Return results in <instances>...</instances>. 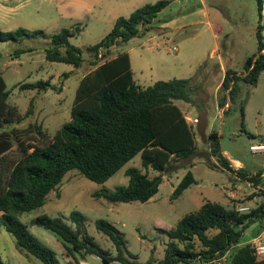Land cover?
<instances>
[{
  "label": "rangeland",
  "instance_id": "1",
  "mask_svg": "<svg viewBox=\"0 0 264 264\" xmlns=\"http://www.w3.org/2000/svg\"><path fill=\"white\" fill-rule=\"evenodd\" d=\"M158 1H169L170 4L152 26L156 30L173 21L170 29L167 32L163 29L149 31L121 47H113L107 59L115 58L121 52L129 53L135 82L142 87L153 86L157 80L170 81L180 69L204 59L206 63L193 78L194 102H176L194 128L197 152L188 160L173 161L162 174L159 193L146 203L111 204L95 196L103 189L114 192L126 186L129 181L126 170L132 167L151 179L159 176L161 173L154 169L143 167L141 155L105 184L91 181L78 170L69 172L48 196L44 207L21 217L31 234L55 253L59 264L106 263L87 253V249L71 256L54 233L33 225L40 216L59 217L75 230L70 216L73 212L81 213L84 216L83 232L115 259L118 257L115 244L96 227L97 221L105 220L122 233L127 260L136 264H159L166 255L169 242L165 231L175 228L182 218L198 211L206 201L219 203L227 209L254 210L264 205V192L258 188L264 183V177L258 182L251 181L252 175L264 174V151L252 150L254 146L264 145V73L256 86L239 81L234 103L228 98V107L224 111L219 105L227 96L221 84L225 72L222 74L219 66L224 65L225 71L232 70L241 75L245 73L247 59L258 53L257 0H0L1 31L23 28L46 33L44 38L0 42V72L10 93L8 102L23 117L22 121L0 131L12 142V148L0 159V189L6 187L11 170L29 146H49L63 125L71 121L79 84L95 69L92 66L95 58L88 48L110 34L118 18H128L136 9ZM77 28H81V32L70 42L82 50L83 65L75 68L48 61L46 49L51 45V37L63 29L74 31ZM158 33L173 34L174 39L164 43L162 39L151 40ZM216 47V56L210 60ZM18 49L32 52L16 57ZM105 60L101 59L99 63ZM38 82H49L50 87L42 91L24 87ZM212 132L221 136V148L229 159L230 169H223L219 159L211 156L209 138ZM188 172L193 173L197 184L173 199L175 189ZM263 229L264 220L252 224L244 232L242 242H251ZM214 233L210 232L211 235ZM0 264L43 263L21 251L15 237L1 228Z\"/></svg>",
  "mask_w": 264,
  "mask_h": 264
},
{
  "label": "trees",
  "instance_id": "2",
  "mask_svg": "<svg viewBox=\"0 0 264 264\" xmlns=\"http://www.w3.org/2000/svg\"><path fill=\"white\" fill-rule=\"evenodd\" d=\"M257 3L258 53L247 59L244 74L237 75L232 70L225 72L222 89L227 91V96L219 102L221 108L227 105L228 98L234 103L239 81L256 86L264 73V0H257ZM169 4V1L146 4L128 18H118L111 33L88 48L95 58L92 62L95 69L85 75L79 84L71 121L63 125L49 146H29L11 170L6 187L0 189V229L4 228L15 237L21 251L43 264L59 262L55 253L31 234L21 217L44 207L48 196L61 185L69 172L78 170L91 181L105 184L141 155L143 167L154 169L161 173L159 176L151 179L140 169L132 167L126 170L129 178L126 186L114 192L103 189L95 196L111 204L146 203L159 193L162 174L171 163L178 159L188 160L197 152L194 128L176 104L178 101L194 102L196 88L193 79L158 81L153 86L142 87L134 80L128 53L121 52L115 58L107 59L113 47H121L151 31L154 20ZM80 32L81 28L74 31L63 29L53 35L51 45L46 49V59L80 68L84 63L82 50L70 42ZM38 37L44 38L46 33L23 28L11 32L0 30V42H20ZM27 52L32 50L18 49L15 55L19 57ZM101 59L106 60L100 64ZM24 87L42 91L47 90L50 83L38 82ZM9 97L7 84L0 72V131L23 119L18 109L9 104ZM30 106L33 107V103ZM209 139L211 156L219 159L223 169H230L221 148V136L212 132ZM11 148L8 135L0 133V159ZM258 176L251 181L258 182ZM195 184L197 181L193 173L188 172L172 198H179ZM70 218L76 225L75 230L63 219L48 215L35 219L33 225L54 233L71 256L87 249V253L98 256L106 264L115 261L136 264L124 256L123 235L109 222L99 220L96 227L115 244L118 250L116 260L83 232L84 216L81 213L73 212ZM263 220L264 205L243 214L237 209H227L219 203L206 201L198 211L182 218L175 228L165 231L169 242L166 255L159 264L207 262L233 247L228 264H264V258L258 257L251 245L240 246L246 229ZM210 232L215 233L211 235Z\"/></svg>",
  "mask_w": 264,
  "mask_h": 264
},
{
  "label": "crops",
  "instance_id": "3",
  "mask_svg": "<svg viewBox=\"0 0 264 264\" xmlns=\"http://www.w3.org/2000/svg\"><path fill=\"white\" fill-rule=\"evenodd\" d=\"M173 23V21H171V22H168V23H166L164 26H161L160 28H157L156 30H158V29H163V30H166V32H167V30H169L170 28H169V25H171ZM156 30H154V27H153V29L151 30V31H155L156 32ZM174 36H173V34H168V33H165V34H156L155 36H153L152 38H151V40L152 39H162V43H164V42H168V41H173V38ZM169 52H171V50H168ZM177 51V50H176ZM218 51V47H216L212 52H211V54H210V56H209V59L210 60H213L214 59V57L216 56L215 54H216V52ZM129 54V53H128ZM130 55V54H129ZM130 58H131V64H132V70H133V60H132V56L130 55ZM205 61H204V59H202V58H200V59H198L196 62H194V63H192V64H189V66H186L185 67V69H180V71H178V75L176 76V77H174L173 79H193L195 76H196V73H197V71L206 63H204ZM209 63V62H208ZM211 65H214V64H212V61H211ZM219 68H220V71L222 72V74L224 73V72H226L225 71V68H224V65H222V66H219ZM212 70V68L210 69V71ZM209 72V71H208ZM133 73H134V71H133ZM173 79H171V80H173ZM135 80V79H134ZM164 81H167V79H163ZM162 80V81H163ZM223 80H224V78H223V76H222V78H221V82L223 83ZM158 81H161V80H157L156 82H158ZM155 82V83H156ZM221 83V84H222ZM226 107H228V103H227V105L223 108V111H224V109L226 108ZM229 160V159H228ZM264 234V229H263V231L259 234V236L260 235H263Z\"/></svg>",
  "mask_w": 264,
  "mask_h": 264
},
{
  "label": "built area",
  "instance_id": "4",
  "mask_svg": "<svg viewBox=\"0 0 264 264\" xmlns=\"http://www.w3.org/2000/svg\"><path fill=\"white\" fill-rule=\"evenodd\" d=\"M255 148H261L259 151H264V145L261 146H254L252 147V150L254 151H258ZM258 174H254L251 177H257ZM264 177V174H261L260 176H258L259 178ZM258 188L264 192V183L260 186H258ZM237 211L239 213H248L251 210H249L248 208H241V209H237ZM249 244L251 245V247L255 250V254L260 257V258H264V234L260 235L256 238H254L251 242H246V243H242L240 246ZM234 248V247H233ZM233 248H230L227 252H225L222 255L217 256L215 259L207 261V262H200V264H228V259L230 257L231 251Z\"/></svg>",
  "mask_w": 264,
  "mask_h": 264
},
{
  "label": "bare ground",
  "instance_id": "5",
  "mask_svg": "<svg viewBox=\"0 0 264 264\" xmlns=\"http://www.w3.org/2000/svg\"><path fill=\"white\" fill-rule=\"evenodd\" d=\"M259 149H261V148H259ZM258 150V149H257Z\"/></svg>",
  "mask_w": 264,
  "mask_h": 264
}]
</instances>
